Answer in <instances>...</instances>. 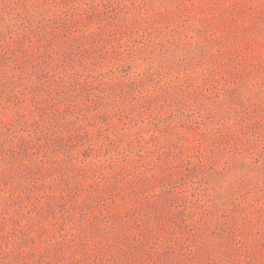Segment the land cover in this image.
<instances>
[{"label": "rangeland", "instance_id": "rangeland-1", "mask_svg": "<svg viewBox=\"0 0 264 264\" xmlns=\"http://www.w3.org/2000/svg\"><path fill=\"white\" fill-rule=\"evenodd\" d=\"M0 264H264V0H0Z\"/></svg>", "mask_w": 264, "mask_h": 264}]
</instances>
